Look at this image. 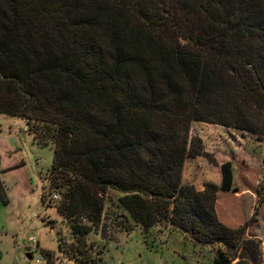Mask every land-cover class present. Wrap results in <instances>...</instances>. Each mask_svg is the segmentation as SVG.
<instances>
[{"label": "trees", "instance_id": "1", "mask_svg": "<svg viewBox=\"0 0 264 264\" xmlns=\"http://www.w3.org/2000/svg\"><path fill=\"white\" fill-rule=\"evenodd\" d=\"M0 115L52 149L50 189L72 237L60 249L77 264L98 263L84 238L111 207L145 233L164 224L220 243L212 264H260L247 224L218 209L242 197L234 164L202 191L182 170L209 158L192 123L264 137V0H0Z\"/></svg>", "mask_w": 264, "mask_h": 264}, {"label": "rangeland", "instance_id": "2", "mask_svg": "<svg viewBox=\"0 0 264 264\" xmlns=\"http://www.w3.org/2000/svg\"><path fill=\"white\" fill-rule=\"evenodd\" d=\"M189 137L201 141L209 158H186L182 185H191L196 191H202L205 183L219 186V166L232 162L234 186L242 197L229 203L220 201L218 209L225 215L234 208L237 216L232 220L247 224L246 236L259 243L260 264H264V203L256 221H251L258 202L256 190L264 189V137L199 122L192 123ZM51 164L52 149L36 146L21 119L0 115V192L5 199V203L0 199V264H36V257L41 258L40 264H77L60 249V242L68 245L72 237L57 214L60 197L50 189ZM122 221L111 207L101 218L98 231L84 238L86 251L96 264H212L215 253L224 250L220 243L193 244L188 236L164 224L145 233L132 221ZM77 222L85 224L84 220ZM34 248L37 251L31 259L27 255Z\"/></svg>", "mask_w": 264, "mask_h": 264}, {"label": "built area", "instance_id": "3", "mask_svg": "<svg viewBox=\"0 0 264 264\" xmlns=\"http://www.w3.org/2000/svg\"><path fill=\"white\" fill-rule=\"evenodd\" d=\"M52 199L53 200H57V196L56 195H53V197H52ZM33 244H34V242H33ZM37 251V249L36 248H34V249H31V259H33V257H32V255H33V252L35 253ZM34 260V262L36 263V264H40L41 263V258L40 257H36L35 259H33Z\"/></svg>", "mask_w": 264, "mask_h": 264}, {"label": "crops", "instance_id": "4", "mask_svg": "<svg viewBox=\"0 0 264 264\" xmlns=\"http://www.w3.org/2000/svg\"><path fill=\"white\" fill-rule=\"evenodd\" d=\"M215 169H217V168H215ZM3 172V171H2ZM0 183H1V181H0ZM1 185V184H0ZM200 264V263H199Z\"/></svg>", "mask_w": 264, "mask_h": 264}, {"label": "water", "instance_id": "5", "mask_svg": "<svg viewBox=\"0 0 264 264\" xmlns=\"http://www.w3.org/2000/svg\"><path fill=\"white\" fill-rule=\"evenodd\" d=\"M27 257H30L29 255H27Z\"/></svg>", "mask_w": 264, "mask_h": 264}]
</instances>
